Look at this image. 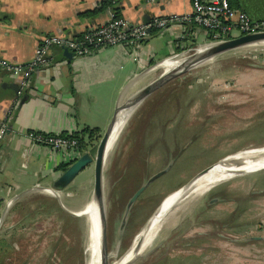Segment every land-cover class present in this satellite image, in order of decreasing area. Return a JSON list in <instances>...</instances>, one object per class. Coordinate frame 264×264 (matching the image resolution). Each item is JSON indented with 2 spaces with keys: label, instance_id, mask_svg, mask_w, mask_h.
Here are the masks:
<instances>
[{
  "label": "rangeland",
  "instance_id": "1",
  "mask_svg": "<svg viewBox=\"0 0 264 264\" xmlns=\"http://www.w3.org/2000/svg\"><path fill=\"white\" fill-rule=\"evenodd\" d=\"M209 40L190 46L184 57L193 58ZM163 72L156 69L151 79ZM137 108L103 165L108 264L131 247L169 192L238 150L264 147V42L195 63ZM155 108L160 110L149 111ZM148 112L157 117L142 132L138 117ZM162 123L166 131H160ZM101 136L91 144L92 154ZM74 181L70 189H56V198L34 188L12 199L0 214V264H87L88 221L68 205L93 189V174L78 173ZM194 195L167 214L158 235L130 264H264V169Z\"/></svg>",
  "mask_w": 264,
  "mask_h": 264
},
{
  "label": "crops",
  "instance_id": "2",
  "mask_svg": "<svg viewBox=\"0 0 264 264\" xmlns=\"http://www.w3.org/2000/svg\"><path fill=\"white\" fill-rule=\"evenodd\" d=\"M102 1L0 0V58L25 63L32 58L40 37L76 36L104 23L109 9L98 10ZM116 1L119 14L130 24L153 16L191 12L190 0ZM230 3L252 19L264 20V0H230ZM207 40L205 30L175 23L163 30L150 31L140 45L137 59L132 58L126 47L107 46L84 56L72 53L69 60L62 48L52 46L48 51L49 62L31 73L22 90L16 83L18 76L0 68V123L5 120L7 128L0 139V214L12 199L31 192L36 184L52 186L64 171L59 165H68L70 161L65 152L33 145L26 132L65 135L97 128L96 137L101 136L115 109L152 81L151 74L162 68L163 59ZM11 82L17 84L16 90L2 85ZM93 142L86 140L83 151L88 152ZM79 174L92 175L93 166H87ZM74 180L63 191L75 186ZM82 201L70 202L68 208L74 209Z\"/></svg>",
  "mask_w": 264,
  "mask_h": 264
},
{
  "label": "built area",
  "instance_id": "3",
  "mask_svg": "<svg viewBox=\"0 0 264 264\" xmlns=\"http://www.w3.org/2000/svg\"><path fill=\"white\" fill-rule=\"evenodd\" d=\"M190 3V13L153 16L138 24H130L125 17L109 9L108 18L104 23L85 29L76 36L44 35L37 41L31 59L25 63H14L0 58V68L9 74L16 75L15 77L18 76L16 83L20 84L22 90L31 73L49 62L48 51L52 46H65L75 56L88 55L107 46H122L130 49L132 58L137 59L140 45L150 31L163 30L175 23L195 25L203 30L211 31L213 37L210 38V43L225 41L243 34L264 32V20L252 19L244 11L234 8L230 0H190ZM191 48L189 46L183 52L174 53L167 59H163L162 63L169 59H180ZM6 130L4 120L0 123V139L5 135ZM25 136L33 145H43L55 152H65L70 161L76 160L82 153L78 140L70 134L28 131ZM34 188H40L52 194L49 188L41 184H36Z\"/></svg>",
  "mask_w": 264,
  "mask_h": 264
},
{
  "label": "bare ground",
  "instance_id": "4",
  "mask_svg": "<svg viewBox=\"0 0 264 264\" xmlns=\"http://www.w3.org/2000/svg\"><path fill=\"white\" fill-rule=\"evenodd\" d=\"M199 51H203V46L199 47ZM166 61H164L160 65L164 69V71H169L174 68H180L186 63L183 59H169L167 64ZM140 103L141 101L135 104L129 103L120 110L108 141L106 155L115 144L126 123H128L127 121L129 117ZM260 169H264V147L250 148L240 151L238 150V152L222 158L221 161L218 162V164L214 166L210 171L193 182L191 193H194V196H197L199 198L217 184H220L237 175L257 171ZM40 191L41 193L50 194L49 192H45L41 189ZM185 193L187 192L178 191L176 193H170L150 218V220L147 222V224L135 236L131 247L117 261L112 264H130L133 261L132 259L142 253L160 232L161 228L168 218L167 214L174 212V210L176 211L177 207L180 206V203L186 200L187 196L182 198ZM189 196L190 194L188 195V197ZM98 208V204L93 197L92 189V193L87 200L79 204L74 209H69L73 215L85 216L88 221V234L86 243V250L88 253L87 264H102V257L100 252L101 229L98 220Z\"/></svg>",
  "mask_w": 264,
  "mask_h": 264
},
{
  "label": "water",
  "instance_id": "5",
  "mask_svg": "<svg viewBox=\"0 0 264 264\" xmlns=\"http://www.w3.org/2000/svg\"><path fill=\"white\" fill-rule=\"evenodd\" d=\"M258 42H264V32H256V33H248L239 35L237 37H233L230 39H227L225 41L217 42V43H210L203 47V51H198L193 54V58L191 56L180 58L185 60V64L180 68H174L169 71H164L159 77L152 80L148 84H146L144 87L139 89L137 92L133 94L130 98H128L126 101H124L122 104H120L114 112V115L112 116L110 122L108 123L105 131L103 132L97 146L95 153L92 154L91 152H82L81 155L74 160L72 163H70L66 169L57 177V179L54 181L52 186L47 187L52 191V194L56 195V189H64L74 178L75 176L80 173L84 168H86L89 165L93 166V197L94 200L98 204V220L99 225L101 229V240H100V252L102 257V264H108V251H107V234H106V213L104 208V192H103V179H102V171H103V165H104V159L106 157V149L108 145V141L110 138V135L113 131L114 124L116 122V118L122 108H124L129 103L135 104L140 101H143L150 93H152L156 88H158L163 82L167 81L168 79L177 76L181 73H183L186 69H188L190 66L194 65L195 63L211 58L212 56H215L217 54L244 46L249 44H254ZM63 50L64 56L71 60L72 59V52L65 46H59ZM199 50V48H198ZM3 86H7L9 88H12L13 90H16L18 88L17 84L14 82L11 83H2ZM221 161V160H220ZM218 161V162H220ZM218 162L208 166L204 170H202L200 173H198L196 176H194L191 180H189L186 184L183 186L177 188L176 190H173L169 192L162 202L166 199V197L170 193H176L178 191L180 192H187L182 197L188 196L192 192V184L195 182L198 178L206 174L208 171H210L214 166L218 164ZM163 173V171H160L156 173L153 177H151L150 180H152L154 177L159 176ZM146 185V184H145ZM145 185L140 186L136 191L132 194L128 201V207L130 204H132L135 199L140 195V193L144 190ZM46 187V186H45ZM161 202V204H162ZM160 204V205H161ZM133 260V259H132ZM130 260V261H132ZM128 264V263H126Z\"/></svg>",
  "mask_w": 264,
  "mask_h": 264
},
{
  "label": "trees",
  "instance_id": "6",
  "mask_svg": "<svg viewBox=\"0 0 264 264\" xmlns=\"http://www.w3.org/2000/svg\"><path fill=\"white\" fill-rule=\"evenodd\" d=\"M116 2H117L116 0H104L101 2L98 10L112 9L113 11H115L116 14H119L120 8L117 6ZM205 31L207 32L208 39L213 37L211 31H208V30H205ZM98 132H99V130L97 128H91V129L90 128H84L81 131L72 132V133H70V135H72L73 138H76L78 140L79 145H80V149H81V151H83L84 147H85V141L87 140L89 142H93L99 136V135H97V137H96V134ZM89 151L94 152V147H92ZM66 166H67V164L63 163V164L59 165V169L65 170Z\"/></svg>",
  "mask_w": 264,
  "mask_h": 264
},
{
  "label": "flooded vegetation",
  "instance_id": "7",
  "mask_svg": "<svg viewBox=\"0 0 264 264\" xmlns=\"http://www.w3.org/2000/svg\"><path fill=\"white\" fill-rule=\"evenodd\" d=\"M138 108H136L133 112H135L136 110H137ZM160 109H150L149 111H159ZM180 111V110H179ZM133 114V113H132ZM132 114H131V116H132ZM157 116H156V114H152L151 112H148V113H146V114H139V117H138V119L141 121V123H140V126H141V130H142V132L144 131V129L149 125V121L150 120H154L155 118H156ZM171 120H173V118H171L170 119V121ZM168 121V120H167ZM144 127V128H143ZM166 128H167V125L165 124V123H162V124H160L159 125V129H160V131H166ZM161 136H162V134H161ZM160 136V137H161ZM159 137V138H160ZM136 141H138L137 139H136ZM171 160V159H170ZM73 161H69V164L70 163H72ZM68 164V165H69ZM67 165V166H68ZM66 166V167H67ZM139 188V187H138ZM137 188V189H138ZM136 191V190H135Z\"/></svg>",
  "mask_w": 264,
  "mask_h": 264
}]
</instances>
